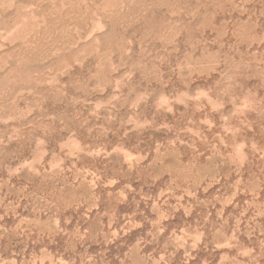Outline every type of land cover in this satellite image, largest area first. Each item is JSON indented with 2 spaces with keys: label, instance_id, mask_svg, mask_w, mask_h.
Here are the masks:
<instances>
[{
  "label": "rangeland",
  "instance_id": "1",
  "mask_svg": "<svg viewBox=\"0 0 264 264\" xmlns=\"http://www.w3.org/2000/svg\"><path fill=\"white\" fill-rule=\"evenodd\" d=\"M0 264H264V0H0Z\"/></svg>",
  "mask_w": 264,
  "mask_h": 264
}]
</instances>
